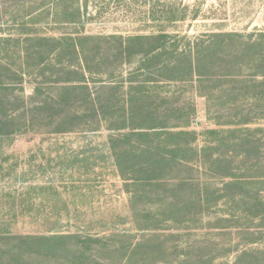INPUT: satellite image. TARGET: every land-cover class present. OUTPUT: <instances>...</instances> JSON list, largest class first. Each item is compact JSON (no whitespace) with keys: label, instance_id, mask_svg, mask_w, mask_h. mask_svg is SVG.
I'll return each instance as SVG.
<instances>
[{"label":"rangeland","instance_id":"1","mask_svg":"<svg viewBox=\"0 0 264 264\" xmlns=\"http://www.w3.org/2000/svg\"><path fill=\"white\" fill-rule=\"evenodd\" d=\"M55 1L0 0V264H264V100L241 96L243 81L259 86L255 70L241 54L225 67L202 60V78L181 57L172 72L118 57L121 40L159 31L166 10L181 17L165 25L179 49L247 37L264 30V0H92L85 21H57ZM79 35L98 38L84 44L89 90L65 93L62 81L81 80L61 70L74 59L38 40ZM232 39L214 50L241 41ZM63 96L80 101L81 119L56 133L69 116ZM131 99L157 125L196 133L197 162L191 152L192 165L143 179L131 131L146 127V113L131 120Z\"/></svg>","mask_w":264,"mask_h":264},{"label":"trees","instance_id":"2","mask_svg":"<svg viewBox=\"0 0 264 264\" xmlns=\"http://www.w3.org/2000/svg\"><path fill=\"white\" fill-rule=\"evenodd\" d=\"M60 3L59 5H57ZM92 3V0H57L53 2L57 6L63 5L61 11L53 7L51 11H48V14H52L56 17L57 21H85L86 13L88 11V6ZM83 10V11H82ZM40 11H37L35 14L32 13L34 20H37L40 15ZM55 13V14H54ZM172 14V17H170ZM88 18V17H87ZM181 20V17L173 15L172 11L166 10L160 21H158L160 30L149 35H140L136 37H129L127 41L121 40L120 47L118 49V57H127L131 59L134 56H143L148 62L156 63L159 68L167 69L172 71H178L182 67V62H178L181 58L186 61L185 67L188 68L190 77L192 75H197L198 78H202V74L199 72L200 62L202 60H207L208 58H220L221 62L217 63L219 67H225L226 61L225 57L228 56H237L241 54L244 59L247 61L245 64L255 70L252 77L254 82L258 83L257 86H252L251 81H243V88L241 89V96L245 102L256 101L261 102L264 100V30L254 31L249 34L247 37L238 34V33H224L221 35H215V42L206 45L205 47H200L201 44L194 43L190 44L188 49H179L175 45H170V40L173 39V35H170L167 30H165V25H173L175 22ZM155 22V21H153ZM235 37L238 40L237 46L232 47L230 50L223 49L219 52L218 46L216 51L214 46L218 42L217 39H222L221 44L225 43L230 46L232 44V38ZM217 38V39H216ZM97 37L94 36H65L61 38H39L38 42L51 43L49 53L55 54L57 56L69 55L74 60L62 63V69L68 73H77L80 71L79 79H66L62 81L65 83L64 92H78L77 90L84 89L89 90L88 84L85 78V72H90L88 61L86 59L87 49L84 44L97 40ZM29 49L22 51L21 54L28 55ZM40 57H43V53H38ZM181 57V58H180ZM44 64V63H41ZM228 65L231 67H237L238 64L235 62H229ZM226 75V74H225ZM236 78V75H233ZM193 78V77H192ZM75 80V81H74ZM257 80H260L258 82ZM202 82V81H201ZM239 82V81H237ZM58 83V82H55ZM40 89L36 88L35 92L38 93ZM89 96V94H88ZM240 96V97H241ZM60 107H65L69 112V116L66 119H61L59 125L55 129L56 133H64L69 130H73L78 126V122L81 119L79 113L78 99H71L69 96H63L60 99ZM51 103L45 101L43 106L50 107ZM130 118L134 117V114L142 111V114L146 113V127L139 129L133 128L131 131L132 137H137L140 144L134 147L133 152H139L140 157L143 159V167L140 168V171L143 174L148 176L143 178L145 180H161L163 173H165L166 168L172 162H177L178 167H187L192 165L193 161L187 159L185 156L188 153L195 152L197 162L199 159V153L197 150L192 148V145L196 143V133H190L188 131L176 129L181 128L177 125H166L159 124L161 118L157 114L151 111V107L148 108V105L141 104L140 102H135L131 99L125 105ZM244 122V120H243ZM249 122V123H248ZM250 119H245V126L251 124ZM126 126V125H125ZM121 130V129H119ZM137 130V131H136ZM177 138L179 141L173 143H166V138ZM131 139L129 141L131 142ZM249 142V141H248ZM133 153V154H134ZM179 154V157L174 159V155ZM135 156V155H134ZM177 160V161H175ZM159 174V175H158Z\"/></svg>","mask_w":264,"mask_h":264}]
</instances>
